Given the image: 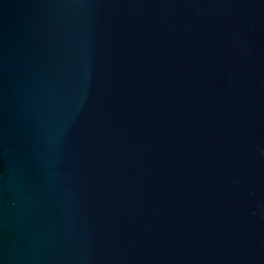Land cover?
<instances>
[{
  "label": "water",
  "instance_id": "water-1",
  "mask_svg": "<svg viewBox=\"0 0 264 264\" xmlns=\"http://www.w3.org/2000/svg\"><path fill=\"white\" fill-rule=\"evenodd\" d=\"M0 264H264V0H0Z\"/></svg>",
  "mask_w": 264,
  "mask_h": 264
}]
</instances>
